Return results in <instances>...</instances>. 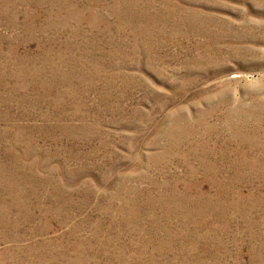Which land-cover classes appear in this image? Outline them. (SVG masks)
<instances>
[{"label":"rangeland","instance_id":"obj_1","mask_svg":"<svg viewBox=\"0 0 264 264\" xmlns=\"http://www.w3.org/2000/svg\"><path fill=\"white\" fill-rule=\"evenodd\" d=\"M0 264H264V0H0Z\"/></svg>","mask_w":264,"mask_h":264}]
</instances>
